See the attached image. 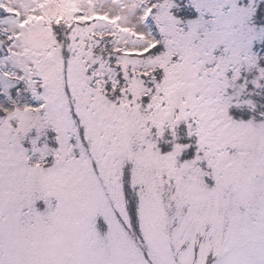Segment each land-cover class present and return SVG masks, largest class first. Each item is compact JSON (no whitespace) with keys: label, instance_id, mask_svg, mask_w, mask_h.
<instances>
[{"label":"snow or ice","instance_id":"1","mask_svg":"<svg viewBox=\"0 0 264 264\" xmlns=\"http://www.w3.org/2000/svg\"><path fill=\"white\" fill-rule=\"evenodd\" d=\"M0 264H264V0H0Z\"/></svg>","mask_w":264,"mask_h":264}]
</instances>
